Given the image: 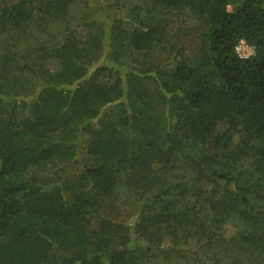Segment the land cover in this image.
I'll list each match as a JSON object with an SVG mask.
<instances>
[{"label": "trees", "instance_id": "1", "mask_svg": "<svg viewBox=\"0 0 264 264\" xmlns=\"http://www.w3.org/2000/svg\"><path fill=\"white\" fill-rule=\"evenodd\" d=\"M103 2L0 0V264H264V0Z\"/></svg>", "mask_w": 264, "mask_h": 264}, {"label": "rangeland", "instance_id": "2", "mask_svg": "<svg viewBox=\"0 0 264 264\" xmlns=\"http://www.w3.org/2000/svg\"><path fill=\"white\" fill-rule=\"evenodd\" d=\"M107 1H109V0H104L103 3L107 4ZM129 1H132V0H129ZM143 1L144 0H140V3H143ZM99 2H100V0H99ZM108 13L110 14L111 17L124 14L123 10H116V9H111ZM180 33H181V40H183V42L185 43V53L187 55L194 56L196 54L195 52H196V48H197L198 42H199L197 35L195 34V32H193L192 27H190L189 29L183 27ZM105 51L107 54V52L110 50L107 48V49H105ZM66 169H68L67 170L68 175H66V176L73 177L79 173L80 165L77 163H74V164L68 165ZM46 174L51 175L52 173L47 172ZM61 179H62V177L60 175H56V178H55L56 181H59ZM126 213H124V214H126ZM234 232H235V228L232 225L229 224V225L225 226V229H224L225 236L230 237ZM172 262H173L172 264H179L178 262H181V260H177L176 257H174L172 259Z\"/></svg>", "mask_w": 264, "mask_h": 264}, {"label": "built area", "instance_id": "3", "mask_svg": "<svg viewBox=\"0 0 264 264\" xmlns=\"http://www.w3.org/2000/svg\"><path fill=\"white\" fill-rule=\"evenodd\" d=\"M235 50L238 56L243 59L250 58L255 54V47L244 39L239 40Z\"/></svg>", "mask_w": 264, "mask_h": 264}]
</instances>
